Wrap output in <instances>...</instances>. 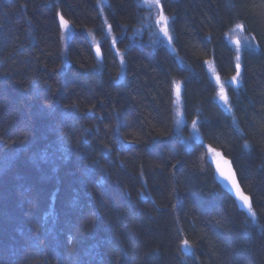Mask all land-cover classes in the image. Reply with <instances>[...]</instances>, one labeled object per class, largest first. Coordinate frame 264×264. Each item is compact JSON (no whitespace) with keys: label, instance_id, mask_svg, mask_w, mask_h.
<instances>
[{"label":"trees","instance_id":"trees-1","mask_svg":"<svg viewBox=\"0 0 264 264\" xmlns=\"http://www.w3.org/2000/svg\"><path fill=\"white\" fill-rule=\"evenodd\" d=\"M107 1L0 0V264H264V0H162L176 54L131 41L138 0ZM235 23L259 49L242 54L231 116L205 62L235 74ZM176 82L200 143L176 130Z\"/></svg>","mask_w":264,"mask_h":264},{"label":"rangeland","instance_id":"rangeland-1","mask_svg":"<svg viewBox=\"0 0 264 264\" xmlns=\"http://www.w3.org/2000/svg\"><path fill=\"white\" fill-rule=\"evenodd\" d=\"M138 3H139L140 8L142 9V16H141L139 25L133 30V32L130 35L131 41H133L136 44H144V45L151 46L153 48L165 46L173 54H176V50L174 46L173 31H172V18H170L164 11L163 1L160 0L159 6H152V7H149L148 4L145 2V0H138ZM101 4H103L104 6H107L108 1L102 0ZM101 7L103 8V6ZM160 7H162L163 9V15L169 18L167 27H168L169 35L172 38L171 40H169V38L164 35L162 31L163 25L157 23V20L160 16V11H159ZM237 24H242V23H235L228 30L225 36V39L227 40V42L234 49L236 57L237 56L240 57L239 60L237 59L235 60L236 65L237 64L240 65V68H239L240 75L237 78V81L234 82L232 80V78L236 76L237 67H236V72L232 77L224 79L216 71L213 60L209 59L208 61L205 62V70L208 73L211 80L213 81L215 88H216V94H215L214 100L228 115H231V116H233V109L230 103L229 91L230 89L239 91L243 85L242 54L245 50L256 51L259 49V46L256 40L254 39V37L250 35L246 31L245 28L244 29L237 28L236 27ZM105 25H106L105 35L107 36L108 39L114 41L113 34L111 31H109L107 23ZM72 31L73 30L70 26L67 31H65L64 29V35H63V38L65 40L64 45L66 44V41H68V38L71 36ZM93 43L96 44L95 46H99V42L94 41ZM222 93L228 97L227 103H225L224 100L221 98ZM174 100H175L176 130L178 132H181L182 129L187 128L188 136L186 137V139H184L187 145H190L193 142H202V137H201L197 124H196L195 129L193 128L192 123L188 126L186 124V120H185L184 112H183V104H182V85L179 82H176L174 84ZM215 157H216L215 154L211 152L209 153V159L211 161H213ZM218 157H223V155L219 152ZM183 247L186 252H189L188 246L184 245Z\"/></svg>","mask_w":264,"mask_h":264},{"label":"water","instance_id":"water-1","mask_svg":"<svg viewBox=\"0 0 264 264\" xmlns=\"http://www.w3.org/2000/svg\"><path fill=\"white\" fill-rule=\"evenodd\" d=\"M61 23H62V21H61ZM97 49H99V51H97ZM93 51H94V54H95V57H96L97 61L101 63L103 61V59H104V55H103V51H102L101 47L95 46L93 48ZM211 153L215 154V153H218V152L215 151V153H214L213 150H212ZM225 161H227L228 163L225 164L224 163ZM213 162L215 164V169H214L215 170V177H216L217 182L222 187V189L230 197H232L234 201L237 202V204H238V206H239V208L241 210H243L245 212H249L248 208H247V205H245L244 202L236 194V189L233 187L231 180L228 179V175L234 174V176L236 178V183L239 184L240 191L244 195L248 196L247 193L245 192L241 182H240V179L238 177V174H237V171L235 169V166H234L233 162L231 160H229V159H225L223 157H218L217 155H216V158H215V160ZM221 168L223 169L225 175L221 174V171H220ZM249 202L251 203L250 198H249Z\"/></svg>","mask_w":264,"mask_h":264},{"label":"snow or ice","instance_id":"snow-or-ice-1","mask_svg":"<svg viewBox=\"0 0 264 264\" xmlns=\"http://www.w3.org/2000/svg\"><path fill=\"white\" fill-rule=\"evenodd\" d=\"M145 2L148 4L149 7L159 6L160 5V0H145ZM159 11H160V16H159V18L157 20V23L163 25L162 31H163L164 35L167 36L169 38V40H171L172 38L169 35V31H168V27H167L169 18L167 16L163 15V9H162V7L159 8ZM61 21H62V25H63L65 31H67L69 29V22L67 20H65L63 18V16H61ZM236 27L237 28H240V29H244L245 26L243 24H237ZM108 28H109V31H111V25H108ZM113 42H115V41H113ZM97 51H99V49H97ZM236 59L239 60L240 57L237 56ZM121 62H123V58H122ZM236 67H237L236 76H234L232 78V80L234 82L237 81V78L240 75V73H239L240 65L237 64ZM221 98L224 100L225 103L228 102V97L226 95H224L223 93L221 94ZM192 126H193L194 129L196 128V121H193L192 122ZM213 152L215 153V150H213ZM215 155L219 156V153H215ZM224 163L227 164L228 162L225 161ZM220 171H221V174L222 175H225V173H224V171H223L222 168L220 169ZM228 179L231 180L233 187L236 189V194L244 202V204L247 205V208H248L249 213H251V215L255 218L256 213L252 209V205L249 202V197L246 196V195H244L240 191L239 184L236 183V178H235L234 174L228 175ZM183 244L185 246H189L190 245V242L187 239H185V240H183Z\"/></svg>","mask_w":264,"mask_h":264},{"label":"bare ground","instance_id":"bare-ground-1","mask_svg":"<svg viewBox=\"0 0 264 264\" xmlns=\"http://www.w3.org/2000/svg\"><path fill=\"white\" fill-rule=\"evenodd\" d=\"M60 24H61V26H62V28H63V31H64V27H63V25H62V23H61V18H60ZM69 26H70V24H69ZM71 27V26H70ZM69 39V38H68ZM173 95H174V93H173ZM174 106H175V100H174ZM174 112H175V109H174ZM196 124H197V126H198V122H196ZM200 143V142H199ZM212 150H214L213 148H210V147H207V152H208V154L212 151ZM213 165H214V169H215V164L213 163ZM238 174V173H237ZM239 177V176H238Z\"/></svg>","mask_w":264,"mask_h":264}]
</instances>
